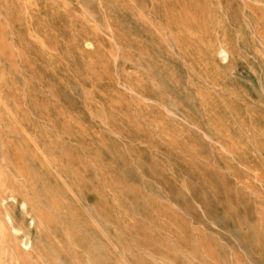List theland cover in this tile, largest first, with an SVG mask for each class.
Masks as SVG:
<instances>
[{
    "label": "rangeland",
    "instance_id": "1",
    "mask_svg": "<svg viewBox=\"0 0 264 264\" xmlns=\"http://www.w3.org/2000/svg\"><path fill=\"white\" fill-rule=\"evenodd\" d=\"M11 196L6 264H264V0H0Z\"/></svg>",
    "mask_w": 264,
    "mask_h": 264
},
{
    "label": "bare ground",
    "instance_id": "2",
    "mask_svg": "<svg viewBox=\"0 0 264 264\" xmlns=\"http://www.w3.org/2000/svg\"><path fill=\"white\" fill-rule=\"evenodd\" d=\"M9 200L12 201V203H18L22 210V219L20 223L17 222L14 215L11 214L7 209H4L2 212H0V214L4 219L7 220L9 230L15 235L19 236L23 247L26 248V251H29L33 243V228L35 225L36 216L31 211L26 201L18 200L14 196L9 197ZM0 264L6 263L4 260H0Z\"/></svg>",
    "mask_w": 264,
    "mask_h": 264
}]
</instances>
